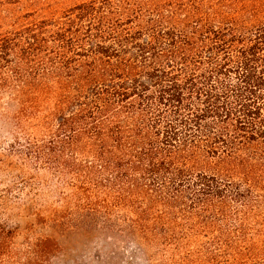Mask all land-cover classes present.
Wrapping results in <instances>:
<instances>
[{
  "label": "trees",
  "instance_id": "16d2710c",
  "mask_svg": "<svg viewBox=\"0 0 264 264\" xmlns=\"http://www.w3.org/2000/svg\"><path fill=\"white\" fill-rule=\"evenodd\" d=\"M16 3L0 165L36 172L17 190L45 188L44 225L97 236L101 264H264V0Z\"/></svg>",
  "mask_w": 264,
  "mask_h": 264
},
{
  "label": "rangeland",
  "instance_id": "374dc122",
  "mask_svg": "<svg viewBox=\"0 0 264 264\" xmlns=\"http://www.w3.org/2000/svg\"><path fill=\"white\" fill-rule=\"evenodd\" d=\"M3 1V0H0ZM17 5L28 7H59L76 0H14ZM3 147L0 153L4 154ZM20 173V174H19ZM19 172L17 168L0 165V223L11 229L8 251L3 255L0 264H101L96 258L101 253L102 247L97 236L82 231L58 233L44 225L39 216L35 215L36 208L47 197L45 188L37 187L34 192L26 195L17 190L22 178L35 176L36 172ZM17 175V176H16ZM34 181V180H33ZM12 186V187H11ZM34 186V185H33ZM42 187V186H41ZM36 188V187H35ZM20 197V198H19ZM30 207L29 213L22 212L23 202ZM34 211V214H32ZM53 236L56 246L53 247L45 258L32 259L27 256L28 251L35 241L43 236Z\"/></svg>",
  "mask_w": 264,
  "mask_h": 264
}]
</instances>
